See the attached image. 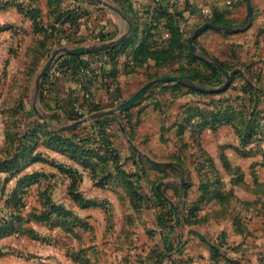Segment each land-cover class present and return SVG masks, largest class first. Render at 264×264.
<instances>
[{"label": "crops", "instance_id": "1", "mask_svg": "<svg viewBox=\"0 0 264 264\" xmlns=\"http://www.w3.org/2000/svg\"><path fill=\"white\" fill-rule=\"evenodd\" d=\"M152 1L132 0L135 11L142 15L138 23L140 32L134 43L125 47L113 62L109 61L107 56L99 59L95 56L89 57V69L92 71L87 74V79L91 80L93 101L101 103L105 111L114 109L126 100L124 86L127 80L141 77L147 84L162 71L157 61L151 58L133 72L127 73L125 68L126 64L131 61L135 48L141 43V32L144 25L149 23V19L143 16V7L151 4ZM63 2L65 0H62ZM72 3V6L70 3L66 4L70 6L68 9L78 7L84 14L77 23L73 25L69 23L70 26H66L68 23L55 24L56 16L53 14L55 10L52 8L56 5L51 7L49 0H0V28H4L0 31V58L6 55L7 51L4 48L7 49L17 35L24 34L23 36L27 39V35L37 36L40 33L35 32L33 20L19 11V4L23 7H38L41 11L39 19L41 26L48 28L54 24L56 26L54 33L62 28L61 34L64 37L60 38V42L64 44L75 43V45L94 48L119 44L131 35L133 12L127 15L119 9L114 11L110 8L112 12L108 20L88 21L89 16L95 15L97 9L101 8L84 0H73ZM243 3L244 0H236L233 5L229 6L226 0H176V8L182 13L180 23L188 45L189 38L198 27L207 22L211 23L205 21L204 18L210 19L216 11H227V19L230 16H238L244 6ZM252 5L254 15L247 29L238 31L237 29L242 27L232 26L233 33L226 34L215 30L216 27L213 25L196 36L195 45H198L197 42L200 41L220 40L223 36H237L235 37L236 43H239L237 45L246 44L250 40L251 45L257 43L259 46H264V0H253ZM244 22H246V17L240 26ZM169 37V31L161 29V38L164 40ZM19 45L21 47L22 42H19ZM29 46L31 45L26 47L27 50ZM200 49L206 50L211 55L212 48L208 44H203ZM100 60L103 62L102 67H99ZM237 60L239 63L233 69H241L243 75L249 77L261 73L264 78L263 67H258L262 66L260 63L264 60L263 56L258 55L248 61L239 57ZM220 61L225 63L224 60ZM247 65L251 66L248 71L245 70ZM104 69H115L118 74L117 78H103ZM52 70L50 67L48 72L51 73ZM242 80L241 77L238 78L225 95L229 96L231 95L230 90L235 87L239 88ZM80 81L81 79L67 75L57 79L54 85L47 86V96L53 95L51 107H56L52 113L57 112L59 119L52 122L47 119L45 124L58 125L60 128L57 130L61 131L71 130L65 129L73 123L67 115V106L71 94L74 89H78ZM172 85H166L168 87L162 92L147 95L150 96L148 98L147 96L142 97L143 99L133 106V108L138 107L139 111L136 113H133L132 107L130 108L129 115L133 130L132 133L127 132V135L141 153L134 149L119 128L113 141L115 149L122 158L120 168H117L110 160L102 163L92 158L91 161L96 168L94 174L92 170L73 159L68 153L50 146L48 141L42 138L35 154L45 161L29 164L21 177L39 172L51 175V179L60 178L61 183H64L61 187L67 198L58 200L55 197L56 194H51V197L55 203L63 204L87 223L88 228L79 227L78 230L80 246L78 251H81L82 258L87 259L89 264H213V248L218 250V260L221 264H264V164L259 163L261 157L244 156L240 153L238 150L239 136L235 127L230 125L233 130L232 138L225 141L219 138L215 149L219 151V163L214 161L213 166L207 163H193L192 160H195L196 156L190 154L189 149L191 143L196 142L192 130L194 120L189 118L188 108L191 105H197L201 96L205 98L204 102L211 97L193 93L186 88L174 89ZM237 93L241 94L239 91ZM218 97L215 96V98ZM20 104L27 109L35 107L26 99H19L13 101V108H18ZM87 109L89 108L85 110ZM0 116L2 117L1 110ZM85 125H89V122ZM227 126V124L221 125L216 129L206 127L202 131L196 144L207 158L216 160L207 146L209 135ZM3 132L0 153H5V147L4 151L2 150L7 140L8 127L3 128ZM89 147L100 150L98 153L105 156L100 142L89 144ZM133 150L148 156L155 163H150V161V164L146 165L141 163ZM2 158L0 163L5 159V157ZM188 159H190L191 167H188ZM50 161L77 169L83 176L80 192L86 199L96 201L99 205L84 208L76 203L69 195L70 179ZM49 170L52 172L50 173ZM165 173H182L185 177H181L177 182L174 176L171 174L168 176ZM187 173L190 174L189 178ZM199 173L203 174L199 175ZM215 174L218 175L216 177L218 181L214 177ZM18 180H10L6 183L5 179L4 182L0 179V184L2 186L6 183L8 185L6 188L11 193L12 189L17 186ZM155 182L161 183V192L175 205L173 207L178 205L180 211L185 212L196 204L198 211L195 216L188 220L176 219L174 228L170 232H163L158 225V215L165 211V208L158 200L156 192L162 196L163 194L157 186L155 188ZM184 185L186 188H183ZM170 186L178 188L182 194L178 197L171 196V192L164 193V190ZM143 198H149L150 204H146ZM165 237H170L169 242L171 241L174 247L179 242L182 244L180 249L175 248L169 252L170 258L160 261L154 252L166 250ZM78 264L82 263L78 262Z\"/></svg>", "mask_w": 264, "mask_h": 264}, {"label": "trees", "instance_id": "2", "mask_svg": "<svg viewBox=\"0 0 264 264\" xmlns=\"http://www.w3.org/2000/svg\"><path fill=\"white\" fill-rule=\"evenodd\" d=\"M123 1L125 2V7L119 8V10L127 15H129L130 12L134 13V17L131 19L133 24L131 35L116 45L109 44L94 47L88 54L61 55L51 66L53 69L52 72H48L40 83L39 98L41 101L46 99L48 90L47 86L54 85L56 82L55 79H52V75L54 73L60 72L62 76L69 75L75 79L83 78L84 83L90 84L91 80L87 79V76L84 75L85 71L89 69L90 66L89 57L95 56L99 59L103 56H107L109 61L113 62L125 47L134 43L140 32L138 23L142 15L135 11L132 0ZM88 2L91 3L90 0H88ZM61 3L62 0H49L51 7L56 5L52 8L55 10L53 13L56 16L55 24L70 23L73 25L77 23V21L84 14L81 8L76 7L63 11L61 8L57 7V5ZM18 8L21 13L33 20L35 32H44L46 34L49 29H52L49 31V34H53L55 32L54 30L56 29V26L54 24L50 25L48 28L41 26V21H39L41 11L38 7H23V5L19 4ZM142 13L143 16L149 19V23H146L142 29L141 43L135 48L131 61L126 64V72H133L136 68L142 66L149 58H151L156 60L157 64L160 65L159 69L170 70L168 75L166 74L162 77L169 76L170 74L179 76V80L168 83L173 84L172 86L174 89L186 88L188 91L193 93L211 97L209 100L203 102V108L198 105H191L188 108L187 113L189 118L192 120L198 119L196 123L194 122L192 125L196 143H198L200 135L206 127L216 129L221 125L227 124L235 127L240 139L238 150L242 155H255L258 152H262L258 151V149L254 152V147H252L253 143L264 137V109H261L260 105L262 98L264 97V84L261 73H258L255 76L251 75L250 77L245 76L243 75L241 69H233L227 66L224 62L210 55L204 49H200L199 55L193 54L189 48L187 39L184 38V33L180 23L182 13L176 8V0L173 2L171 0H153L151 4L143 7ZM226 14L227 11H216L213 17L210 19L204 18V20L215 25V30L231 34L233 33V30H231L232 26L229 24L230 22L226 18ZM250 24L251 20L244 22L242 29H247ZM163 28L168 30L170 33V37L168 39L163 40L161 38V29ZM2 30H4V28H0V31ZM49 38L50 37L40 42L43 48L46 47ZM200 64H203L204 67ZM218 66L226 69L231 74L227 87H222L225 83H227V80ZM249 69H251V66H245V70L248 71ZM90 71H92V69H90ZM93 75H95L94 71ZM117 76L118 74L115 69H104L102 71L103 78H117ZM157 77H155V79ZM240 77L243 79L242 83L239 88L235 87L234 89H237V91L241 92V94H237L236 96L225 95L227 91L232 88L233 83ZM73 94L74 91L71 94V98L67 106V115L69 120L75 122L80 117L75 111ZM241 95H244L249 101L246 102L248 104L247 108L246 105H244V108L248 109V117L245 120L242 118V120H239L236 108L231 106L232 101L239 99ZM215 96L219 97L215 98ZM81 107L84 109L89 108L86 110L91 117L89 125H80L75 129L67 131L50 130L45 124H43L42 129L37 126L20 132L14 129V126L12 130L8 128L7 141H16V143L15 145H11L9 149V152L13 155V157L0 163V170L8 171L10 173V176L5 179L6 183L17 177V174L22 172L29 164L37 161H45L35 154V150L39 146V141L42 138H45V141H48L47 143L50 146L62 152L68 153L73 159L83 164L86 168L92 170L94 174L96 172V168L94 163L91 161L92 158H96L102 163H106L107 160H110L117 168H120L119 165L122 158L115 149L113 141L119 129L117 131L113 130V126H117L121 123L127 132L132 133L133 128L129 115L130 109L114 116L103 115L105 109L101 103L93 101L92 93H90L89 98H84L81 103ZM51 108L53 111L56 107L53 106ZM16 109L27 110L23 104H20V106ZM28 110L32 112L36 111V108L32 107ZM55 119L58 120L59 117H57L56 112H53L49 121L52 122ZM238 122L242 124V128H237L235 126ZM50 124L51 123H49V125ZM17 136L20 137L18 138ZM23 138H26L25 140L30 139L32 146L24 147V145L20 143ZM96 141L101 143V148L104 149L105 156L98 153L100 150L97 151L89 147V144H93ZM247 147H250V149ZM134 153L138 156V152L134 151ZM262 154L264 156V152H262ZM50 163L56 166L61 173L70 179L69 195L76 203L84 208L99 205L96 201L86 199L80 192V184L83 180V176L77 169L63 164H56L54 161H50ZM42 177L50 178V176L39 172L18 178L19 180L17 182V186L9 194L8 199L4 201L5 208L9 210L6 215L9 219L4 221L3 224L0 223V238L13 233L36 237V231L25 227V222L30 221V218H33L34 220H45L47 223H50L52 227L61 226L68 232H73L77 235V237L78 234L75 232L76 227L88 228L87 223L77 217L72 210L66 208L63 204L55 203L52 200L50 193L44 196V201L48 206L44 213L42 212L41 215H38V213L34 212L28 217H23L21 215V212L25 207L24 197L27 193V188L39 182ZM6 183L1 186L2 192H4ZM183 188H186V185H184ZM156 195L165 208V211L158 215V225L162 228L163 232H170L175 226L174 224L176 219H191L198 211L196 204H194L189 207L187 213H185L180 211L178 205L173 207L170 200L162 196L159 192H156ZM143 199L146 204H150L149 198ZM54 216L58 219H54ZM71 224L73 225L71 226ZM169 239L170 237H165L167 243L165 251L154 252V255L160 261H163L165 258H170V255L168 254L172 249H180L179 247L182 244L181 242L177 243L178 245L174 247L173 243H171V241L169 242ZM218 257V250L213 248V264H221ZM75 259L77 262H81L82 264H89L87 259L82 258L81 251L77 252Z\"/></svg>", "mask_w": 264, "mask_h": 264}, {"label": "rangeland", "instance_id": "3", "mask_svg": "<svg viewBox=\"0 0 264 264\" xmlns=\"http://www.w3.org/2000/svg\"><path fill=\"white\" fill-rule=\"evenodd\" d=\"M55 1H58V0H55ZM72 1L73 0H65V2L57 5V7L61 8L63 11H67L69 10L68 8L70 6L68 7L66 4L70 3V5L72 6L73 5ZM90 1L92 4H95L97 7L101 9H97V13L95 15H90L88 18V21H94L95 19L106 21L109 19V15H111V12H112L111 7H114L116 9L125 7V2L123 0H90ZM100 1H104L108 3L110 7L105 9L104 8L105 6L99 3ZM243 4L244 6H242V11L240 12L238 16L235 15L234 17H231V16L229 17L228 20L230 21L229 24H231V26H236L239 28L242 27L240 26L241 25L240 23L243 21V19L246 17V14H247L246 0H244ZM68 25L70 26L69 23L66 26ZM59 29L60 30L54 34H49V31H48L46 34L38 33L37 36L27 35V39L23 36L24 34L20 36L17 35L14 38V40L11 42V45L7 46V49L4 48V50H6L7 53L5 56L0 58V106H1L0 110L2 113V117L0 116V143H2L3 141L2 139V133H4L3 128L5 129L8 127L12 130L14 126V129H16L19 132L25 129L27 130L29 128H35L37 126L40 129H42L43 124H45V121H47V119L51 117V114H52L51 98L53 95L52 94L48 95L46 96V99L41 101V99L39 98V91H38V97H36L37 95V89H36L37 76L40 74L41 70L44 68V66L46 65L48 60L51 58V56L53 55L56 49H59L64 46L66 47L83 46V45H75V43H72L71 45H69V44H64L63 42H60V40L64 36L63 34H61L62 28H59ZM48 37H50L49 40L47 41V43H49V46L46 45V47L43 48L40 42L43 41L44 39H47ZM235 37L237 36H230V37L223 36V39L221 37L220 40L215 39V40H212L211 42L200 41V42H197L198 45H195L194 43V47L197 50L195 55H199V52H200L199 49L201 46H203V44L204 45L208 44V46L212 48L210 52L211 55L218 57L220 60H224L225 63L228 64L227 66L232 67V68H234L236 64L239 63V61L237 60L239 57H242L244 60H247V61L248 59L255 58L258 55L264 57V46L263 45L259 46L257 43H253V45H251L250 40L247 41L246 44L237 45L239 43H236ZM19 42H22L21 47L19 45ZM28 45H31L29 46V50L26 49ZM8 49H10L9 53H8ZM57 59L55 60V62L57 61ZM200 65L203 66V64H200ZM260 65L262 66H258V67H263L264 69V60L261 61ZM169 72H170L169 69H164L159 72L157 78H160L166 74L168 75ZM54 74L52 75V79L57 80L63 77L62 75L58 76L56 75V73ZM134 79L135 81H133ZM143 79L144 78L137 77V79L133 78L125 82V86H124L125 99L129 98L140 87H142L145 84ZM166 85H168V83H161V84L156 85L155 87L152 88V90H150L147 94H145L143 98L149 94L152 95L155 93H159L160 91L162 92L164 89L168 87ZM77 90L78 89H74V93ZM229 93L234 96L238 94L235 89L230 90ZM173 95L175 96L176 93ZM148 97L150 96H147V98ZM202 97L203 96H201L200 98L201 100L198 101L197 105L202 106L203 108L204 106L203 102L205 98H202ZM19 99H26L28 103L35 106L36 111L31 112L28 109L27 110L14 109L13 101L14 100L17 101ZM245 99L246 97L244 95H241L239 99H235L231 103V106L235 107L237 110L239 120H242V119L245 120L248 117L247 115L248 109H245L244 105H246V108H247L248 104L246 102H249V101H248V98L246 99V101ZM5 104L8 106H6ZM260 105H261V109H264V97L262 98ZM136 111H139L138 107L133 108V113H136ZM40 114L43 115V118H40ZM89 116L90 115H88L87 117ZM197 120L198 119L194 120V122L196 123ZM45 125L50 130H57L60 128L58 125H52V124L49 125L48 123H46ZM241 125L242 124L238 122L237 125L235 126L237 128L238 127L242 128ZM232 136H233V130L230 127V125L222 128L217 133H214V134L211 133L209 135L207 146L210 148L211 153L214 154V157L216 160H213V159L211 160L209 159V157L207 158L202 153V151L199 149V146L196 143L194 144L191 143V147H190L191 150L188 148L189 153L192 155L195 154L196 156L195 160H192L193 163H207L208 165H211V166L214 165V161L215 163L217 161L219 163V157H218L219 151L218 149L217 151H215L216 146L218 145V140L219 138H222L223 141H225V140L232 138ZM17 137L19 138L20 136H17ZM25 139L26 138H23L20 143H22L24 147L32 146V142L30 141V139H27V140ZM15 143L16 141H10V140L5 141V146H3L2 151H4V147H5V151L7 153L6 152L0 153V155H2L0 156V161L3 159L2 157H5L4 161H6L7 159H11L13 157V155L10 154L9 149L11 145H15ZM252 147H254L253 149L254 152H256L257 149L258 151L264 152V137H262L261 140L253 143ZM247 148L250 149V147H247ZM262 152H258L255 155L250 154L248 156L261 157V160L259 158L260 160L259 163L264 164V156ZM136 158L145 165L149 163L148 159L143 154L138 153V156H136ZM188 161H189L188 167H191L189 165L190 159H188ZM23 171L19 172L17 174V177L12 179L11 181L21 177ZM2 172H4L5 175L2 174ZM2 172H0L1 173L0 179L1 181L4 182V179L9 177L10 173L4 170ZM49 172L51 173L52 170H49ZM165 174H168V176H170L171 174V176H174L177 182L180 181L181 177H185V174H182V173L181 174L165 173ZM200 174L202 175L203 173H199V175ZM187 175L189 178L190 174L187 173ZM187 175H186V178H187ZM214 177L216 178L218 177V175L215 174ZM216 181H218V178H216ZM158 184H161V183L155 182V188L156 186H158ZM61 185H64V183H61L60 178L54 177L51 179L48 177L47 178L42 177L39 180V182L27 188L26 190L27 193L24 197L25 207L23 211L21 212V215L23 217H28L31 213H34V212H37L38 215H41L42 212L44 213V211L48 207L44 201V196L46 194H49V193L52 195L56 194L55 197L58 200L65 199L66 195ZM7 186L8 185H6V187ZM6 187L4 189V192H2L1 184H0V223L1 224H3L4 221L9 219V217H6L9 210L5 208L4 201L6 200L7 195H8L7 197H9L10 190ZM56 190L58 194L55 193ZM165 192L166 193L171 192L172 194L171 196H178V197L180 194H182V191H180L178 188L173 187V186L166 188L164 190V193ZM54 219H58V218L54 216ZM72 225L73 224H71V226ZM25 227L36 231L37 236L32 237L30 235H18L16 233H13L11 235L0 238V253H1L0 264H78V262H76L77 260L75 259V256L77 255L78 249H80L79 238L73 232H68L65 228L61 226L52 227L51 224L47 223L45 220H42V219L34 220L33 218H30V221L25 222ZM78 230L79 228L76 227L75 232L77 234H78Z\"/></svg>", "mask_w": 264, "mask_h": 264}, {"label": "water", "instance_id": "4", "mask_svg": "<svg viewBox=\"0 0 264 264\" xmlns=\"http://www.w3.org/2000/svg\"><path fill=\"white\" fill-rule=\"evenodd\" d=\"M100 4H102L105 7H110L108 3L104 2V1H100ZM246 4H247V15H246V22L250 21L254 15V8L252 5V0H246ZM114 11H118L116 8L111 7ZM213 27V24L211 23H204L203 25H201L200 27H198L195 30V33L189 38V47L190 50L193 54L196 53V48L194 47V40L196 38V36L208 29ZM238 31L242 30L241 29H237ZM93 49V47L91 46H79V47H61L59 49H56L53 53V55L51 56V58L48 60V62L46 63V65L44 66V68L41 70L40 74L37 76L36 79V89H37V95L36 97H38V91L40 88V82L41 80L47 75L50 67L53 65V63L55 62V60L60 57L61 55H81V54H88L90 53V51ZM221 71L223 72L227 83H225L222 87H227L228 83L230 81L231 78V74L229 73V71H227L226 69L222 68L221 66H218ZM179 80V76L176 75H169V76H165V77H160L157 79H154L153 81L145 84L143 87H141L139 90H137L133 95H131L128 99L122 101L117 107H115L114 109L111 110H107L104 111L103 115H117L119 113L125 112L127 110H129L131 107H133L152 87L161 84V83H169L172 81H177ZM40 118H43V115L40 114ZM89 122L88 118H83L80 120H77L75 122H73L72 124L68 125L65 127V129H75L80 125H83L85 123ZM119 128L121 129V131L124 133V135L128 138V141L132 144L131 140L129 139L128 135H127V131L126 129L123 127V125L121 123H119ZM132 146L134 147V149L138 152L141 153V151L139 150V148H137L135 145L132 144ZM145 157L148 159V161H150L151 163H155L153 160H151L148 156L145 155ZM157 189L161 192V184H158ZM162 193V192H161ZM163 194V193H162ZM163 196L165 198H167L164 194ZM168 199V198H167ZM171 202V201H170ZM172 206H175L172 202H171Z\"/></svg>", "mask_w": 264, "mask_h": 264}, {"label": "built area", "instance_id": "5", "mask_svg": "<svg viewBox=\"0 0 264 264\" xmlns=\"http://www.w3.org/2000/svg\"><path fill=\"white\" fill-rule=\"evenodd\" d=\"M172 2L174 0H171ZM236 2V0H226V4L227 5H233L234 3ZM103 66V62L100 60L99 61V67H102ZM91 71L90 69H87L84 73L85 76H87V74H89ZM56 75H62L60 72H57ZM84 87V88H82ZM90 93H91V86L90 84L88 83H84L83 82V78H81V81L79 83V88L78 90L73 94V97H74V106H75V111L77 113V115L80 117L79 119L77 120H80V119H83V118H88L89 119V122L91 120V117H87L89 114H87L86 110L84 108L81 107V103L83 102L84 98H89L90 97ZM119 129V124L116 126L114 125L113 126V130H118ZM188 210H186L185 212L187 213Z\"/></svg>", "mask_w": 264, "mask_h": 264}]
</instances>
